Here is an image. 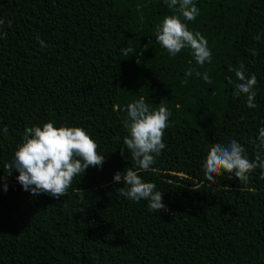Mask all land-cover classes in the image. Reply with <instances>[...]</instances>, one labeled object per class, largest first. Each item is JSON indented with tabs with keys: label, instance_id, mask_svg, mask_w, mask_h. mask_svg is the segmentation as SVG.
Masks as SVG:
<instances>
[{
	"label": "trees",
	"instance_id": "16d2710c",
	"mask_svg": "<svg viewBox=\"0 0 264 264\" xmlns=\"http://www.w3.org/2000/svg\"><path fill=\"white\" fill-rule=\"evenodd\" d=\"M193 2L199 15L183 22L208 41L203 66L189 48L172 57L156 42L155 26L175 14L165 0H0V264H264L261 169L244 190L235 176L209 181L203 171L210 146L231 139L255 159L264 0ZM127 47L134 51L125 56ZM240 64L257 77L255 108L233 94L239 81L230 69ZM140 97L171 113L166 148L146 172L123 143L126 106ZM47 122L83 128L105 157L59 200L24 191L7 168L26 128ZM128 167L164 194L167 211L116 193L125 185L113 177Z\"/></svg>",
	"mask_w": 264,
	"mask_h": 264
},
{
	"label": "clouds",
	"instance_id": "9594fccd",
	"mask_svg": "<svg viewBox=\"0 0 264 264\" xmlns=\"http://www.w3.org/2000/svg\"><path fill=\"white\" fill-rule=\"evenodd\" d=\"M165 3L175 14L165 16L161 23L155 26L156 42L172 57L182 49L189 48L198 65L211 63L212 53L207 39L200 32L190 31L188 25L183 22L194 21L199 15V9L193 0H165ZM4 23V20H0V29ZM8 27H11L10 21ZM6 36V32H0V38ZM39 43L42 49L48 47L43 41ZM121 51L127 56L134 49L127 47ZM230 70L235 72L239 81L234 83L229 79V83H234L233 94H244L246 106L250 109L257 107L254 103L257 94L254 90L257 85L256 75L246 76L244 64H240L238 69ZM192 75L193 71L186 72V77ZM195 75H202L205 82L212 83L207 72L201 74L196 71ZM184 83H187V79ZM125 111L127 116L124 128L128 135L124 137L123 143L134 161L135 168L139 171H149L155 164V157L166 148L163 137L171 113L163 102L155 109L150 108L143 97L129 103ZM3 133H8L7 127L3 128ZM252 143L257 149L254 160L248 158L245 147L236 139H231L227 144H212L203 165L206 179L212 181L216 176L226 173L229 178L235 176L239 180L241 190L246 188L250 174L256 169H261V178L264 179V128L259 129L258 143ZM98 148L99 145L83 128L56 127L53 122H47L42 127L26 128L22 143L17 145L14 159L7 168L9 175L13 169L19 172L17 180L24 191H30L33 196L48 194L59 200L67 194L75 177L82 176L89 167L102 168L105 157L99 154ZM124 152L121 150L122 156ZM113 181L125 185L115 189L118 195L137 203L141 200L148 201V209L152 212L167 211L163 203L164 194L156 190L154 183L145 182L133 167L126 168L123 173L117 172ZM4 191H7L6 184Z\"/></svg>",
	"mask_w": 264,
	"mask_h": 264
}]
</instances>
